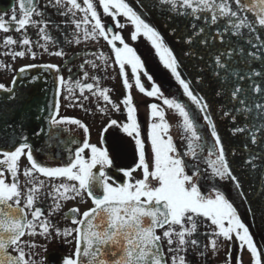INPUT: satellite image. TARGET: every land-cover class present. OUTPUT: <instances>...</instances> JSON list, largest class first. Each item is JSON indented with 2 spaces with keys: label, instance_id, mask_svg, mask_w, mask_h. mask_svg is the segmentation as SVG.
I'll list each match as a JSON object with an SVG mask.
<instances>
[{
  "label": "snow or ice",
  "instance_id": "obj_1",
  "mask_svg": "<svg viewBox=\"0 0 264 264\" xmlns=\"http://www.w3.org/2000/svg\"><path fill=\"white\" fill-rule=\"evenodd\" d=\"M121 17L133 28L132 41L142 36L150 42L186 100L166 96L154 81L121 34ZM0 32L19 34L0 40V55L13 61L35 60L36 49L63 57L65 45L101 38L113 54L91 52L94 59L84 60L77 73L68 68L70 79L60 65L32 63L14 70L11 86L0 83V264H44L48 257L37 259L36 250L47 252L53 241L74 244L58 264H197L209 249L218 250V242L233 240L248 251L251 264H264V247L230 195L235 192L253 212L255 194L264 210V0H15L0 12ZM115 66L126 93L119 103L114 90L102 86ZM9 67L0 62V68ZM37 68L55 72V97L50 104L25 106L28 97L17 81ZM39 79L31 76L28 83ZM133 86L178 115L183 148L157 103L148 105L151 123L142 134ZM86 92L103 101L100 113L122 117L108 121L99 144L90 142L88 124L60 112L62 95L67 106L90 112L81 102L89 100ZM72 126L82 130V141L71 134ZM112 128L134 141L132 165L117 163L119 145L105 146L104 133ZM38 155L57 162L49 165ZM22 158L28 162L23 168ZM251 176L259 178L258 189L249 183L253 193L245 188ZM68 201L90 206L62 212ZM57 214L68 226L54 220Z\"/></svg>",
  "mask_w": 264,
  "mask_h": 264
},
{
  "label": "flooded vegetation",
  "instance_id": "obj_2",
  "mask_svg": "<svg viewBox=\"0 0 264 264\" xmlns=\"http://www.w3.org/2000/svg\"><path fill=\"white\" fill-rule=\"evenodd\" d=\"M15 3V0H0V12L7 11L11 5ZM39 3L43 5L45 3V0H39ZM102 11V10H101ZM57 22L61 19V17L56 16L54 17ZM103 18V17H102ZM122 22L126 24V27L122 30V35L124 36L127 43H129L130 46L134 47L137 50V54L141 56V58L145 61V68L149 72L150 75L153 76L154 81L162 86V90L164 91L166 96H172L177 95L179 98L186 100V98H183L180 96L181 90L179 89V86L176 84L173 77H171L170 72L165 69L160 63L158 56H156L154 49H152L150 42L144 38L139 37L136 41H132L130 39V33L133 30L130 23L124 21V19L120 18ZM106 22L108 24H112L111 18H107ZM34 29L29 28L28 33L30 36H32L33 39H37V37L34 35ZM5 35H13L18 36L19 34L15 32H9V33H2L0 32V40L3 39ZM119 46V45H118ZM52 51H55V48L51 49ZM0 51H3L0 49ZM38 52V56L35 60L25 57V58H17L15 61H13L10 57H5L0 55V62L7 63L10 65L9 68H0V83L5 84L6 86H11V82L13 79V76L16 75V71L20 67L25 66L27 64H57L61 66L62 72L61 74L64 75L66 79H70V74L68 72V68L73 69V73L78 72V66L83 63L86 59H94L93 56L90 55L91 52L96 51H103L107 55L112 56L110 45L107 44L106 41H104L102 38L98 41H88L81 43L80 45H65L64 51L66 52V55L63 57H56L49 55L48 53H41L39 49H36ZM87 53V54H86ZM70 61V62H69ZM66 62H68L66 64ZM111 62V61H110ZM43 71L45 74H47L50 79H52L54 83L55 78V72L54 71H46L43 68H37V69H30L28 72L32 71ZM90 74L93 73V69H91L90 66H86V69ZM130 74V69H128ZM27 72V73H28ZM79 75L82 76V72L79 73ZM108 78L103 81L102 86L110 87L114 91L111 93V96L113 100H115L117 103L120 102V100L123 98V96L126 94L125 89L122 85V78L119 76V68L118 66H115L114 68L108 69ZM40 79L35 81L34 84H30V88H35V86L41 85L42 81L46 80V76L39 75ZM131 79V77H130ZM143 82L146 85V88L150 90V83L147 82L146 78H142ZM54 89L56 92L57 85L54 83ZM67 93H63V95H66ZM131 94L134 98V103L137 105V116H138V122L141 124L142 128V134H144L151 123L150 120V109L148 107L151 103H157L159 104L166 112V119L171 125V135L173 136L174 141L177 143L178 146L183 148V142L181 139L182 130L177 126L179 117L177 114L174 113L173 110L167 109L166 106L162 104V101L156 100L155 98L147 97L146 95L140 93L135 86H133L131 90ZM4 93L0 92V100L1 96H3ZM63 95L60 97L61 102V115H66L69 117H76L81 119L83 122L89 125L90 127V133H91V143H97L99 144V139L102 133L103 127H105L110 119H117L118 121L122 120V117L120 113H116L114 111H109L107 114H102L97 110V105L103 106L102 100H97L96 98L92 97L89 93H85V95H89V100L87 102L81 101L85 103V107L90 108V112H85L83 109H81L78 106L75 107H69L67 104L68 101H65L63 99ZM77 95H79L77 91ZM55 97V95H54ZM110 108V106H109ZM121 110L123 111V106H121ZM73 127L72 135L79 138L81 141L83 140V133L80 129H75V126ZM105 139H106V147H109L110 149L113 148L116 145H119V155L117 159V163L121 165H132L133 164V153H134V141L131 140V138H128L126 134L121 132L117 128L109 129L107 133H104ZM38 143H42L39 141ZM38 159L42 161H46L47 164L55 166L56 160L52 159H46L44 155H38ZM28 162L26 159L22 158L21 160V168L27 166ZM140 173H134V176L137 178L139 177ZM21 180H23V177H21ZM51 201L47 200L45 202V208H47L48 204H50ZM73 206H79L81 209V212H83L87 207L90 206V201L87 204L78 205L74 201H68L64 208L62 209V212H67L71 207ZM54 220L58 222L60 226H68L69 221L63 219L62 214H57L54 217ZM37 242L41 245L45 244V241L41 238H37ZM220 246L218 247V250L216 252H212L210 249L206 253V257L202 260L200 258H197V264H228L229 259L231 260V264H237V260H240L242 264H251V258L250 254L247 250H244L241 252V249L239 247V241L233 240V241H222L218 242ZM40 253V256L37 257V259H41L42 257H48L44 261V264H49V261H51V264H58L59 257L61 255H68L69 253L74 251V244L69 246L65 244H60L57 241H53L51 244H48L47 246V252H44L43 248H39L36 250ZM229 253L231 256L229 257Z\"/></svg>",
  "mask_w": 264,
  "mask_h": 264
},
{
  "label": "water",
  "instance_id": "obj_3",
  "mask_svg": "<svg viewBox=\"0 0 264 264\" xmlns=\"http://www.w3.org/2000/svg\"><path fill=\"white\" fill-rule=\"evenodd\" d=\"M131 2L134 3V0H131ZM149 18L152 20L154 24H156L158 30H160L162 34L165 36V39L169 43V46L173 47L174 51L178 53L179 49L175 46L169 34L165 32L162 25L158 23L159 17L156 14H152L150 15ZM47 74H45L43 71L36 70L25 73L23 78L17 81V90L24 93L28 97V99L25 100L24 102L25 106H27L28 104L35 105L36 103H39L41 106H43L44 103L47 102L50 104L53 101L55 95V89H54L55 87L52 79H50V77ZM37 75L46 76V80L42 81L41 85L35 86L36 89L28 87L29 78L31 76H37ZM4 95L1 96V100L3 99ZM5 107L10 108L12 107V105L7 104ZM38 142L39 141H37V143ZM258 179L259 178L257 176H251L248 178V181H246L245 188L250 193H253V189L249 188V183L254 184L258 189L259 188ZM230 195L235 200V205L238 208V212L240 213L242 220H244L250 226V231L254 234V239L257 241L258 246L264 247V210H262L261 208L258 197L255 194H252L250 196L252 202L251 206L253 212L255 213V215H253V212L248 211L249 205L242 202V198L236 196L235 192H231Z\"/></svg>",
  "mask_w": 264,
  "mask_h": 264
}]
</instances>
